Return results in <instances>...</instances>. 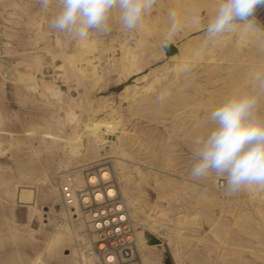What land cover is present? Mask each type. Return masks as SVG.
<instances>
[{
  "label": "rangeland",
  "instance_id": "rangeland-1",
  "mask_svg": "<svg viewBox=\"0 0 264 264\" xmlns=\"http://www.w3.org/2000/svg\"><path fill=\"white\" fill-rule=\"evenodd\" d=\"M157 1L159 3L143 19L142 26L134 32L123 29L114 14L107 34H93L91 40L94 42L83 44L49 27L56 12L55 4L44 10L38 0H0V177L14 183L10 182L6 196L0 189V264H29L38 247L55 231L63 214L69 218L61 199V185L69 172L78 171L76 174L80 175V169L102 164L99 168L111 169L112 179L121 185L114 163L118 155L109 145L101 147L102 156L98 158L93 154L87 158H71L62 146V136L66 137L76 126L80 130L88 123L87 112L78 108V103L96 101L104 96L118 107L113 115L120 121L119 129L126 130L124 137L129 144L125 148L126 171L134 175L133 163L139 162L143 171H160L172 181L168 184L170 187L157 185L150 172V178L145 181L133 179L130 183V195L141 209L135 219L132 217L137 223L135 229L137 232L143 230L146 236H154L153 243L162 245L158 253L166 248L167 264H174L171 258L173 245L180 255H184V264H264V203L261 206L250 203L247 195L251 190L248 189L227 197L223 194L225 190L218 187V182L225 178L217 177L214 172L199 180L190 176L194 140L207 136L215 127L208 119L211 110L230 94L258 91L252 77L256 71H264V45H252L244 52L229 56L233 39L224 35L215 47L206 49L204 55L192 57L193 62H205L210 58L207 67L195 70L189 62L187 72L167 71V60L161 59L158 51L159 47L164 48V43H158L162 33L168 31L165 27L168 17L162 14L166 4L163 0ZM179 1V5L171 10L177 12L184 28L205 25L204 29L189 36L201 32L204 36L208 20L215 13L209 3L204 0ZM159 4L162 11L157 10ZM197 13L201 23L193 24L190 18ZM253 18L264 30V5L255 9L249 19ZM136 32L141 37V55L148 58L144 72L154 70L146 80L141 79L144 74L141 73L117 85L118 73L114 70L105 71L103 81L97 84L79 82L69 75L75 70L80 56L76 53L74 64H71L66 59L68 54L85 49L87 56L95 57V65L102 71L107 57L113 51L119 57L122 40ZM104 46L108 52L102 50ZM36 60L42 63L39 70ZM62 64L64 69L59 68ZM29 72L37 76L39 83L34 92L26 89L24 81L20 82L21 73ZM126 84L136 85L138 89L133 94L137 97L148 86V91L143 94L145 99L121 102L117 93ZM45 86L58 87L63 97L52 98ZM165 90L170 94L158 102L157 96ZM71 97H77V100L72 101ZM68 110L77 115V124L67 121ZM258 115L264 118V93L259 97ZM102 119L98 117L92 126L110 127ZM51 129L57 130L58 142L49 136ZM78 165L83 167L75 168ZM15 184L34 186L38 196L25 188L15 203ZM260 195L264 200V193ZM184 215L189 218L180 227L176 222ZM161 229L170 230L172 247L161 235ZM28 239H34L35 246L29 245ZM75 245L56 247L52 252L55 259L47 255L45 263L69 264L66 255L72 253Z\"/></svg>",
  "mask_w": 264,
  "mask_h": 264
},
{
  "label": "bare ground",
  "instance_id": "bare-ground-1",
  "mask_svg": "<svg viewBox=\"0 0 264 264\" xmlns=\"http://www.w3.org/2000/svg\"><path fill=\"white\" fill-rule=\"evenodd\" d=\"M169 1L170 0H163V3L166 4L165 5L166 10L163 11L162 14L164 16H167V17H168L169 11L172 8H174L176 5L178 6L180 3L179 0H173V1H171V3H169ZM204 1L208 2L209 5L211 6V9L213 10V12H215V9L219 3V0H204ZM160 5L161 4H159L157 6V10L162 11V9L160 8L161 7ZM165 27L166 28L170 27L169 17L167 19V23H166ZM204 27H205V25H200L199 27H195V28H184L183 27L182 31L177 33L176 36L172 40V42L174 43V45L177 48V52L170 55V56L166 57L165 52H164V48L159 47L158 51L160 52V54L162 56L161 59L166 58V60H167L165 70L172 71L175 73L176 72H184V71H182V67L185 64H188L189 62L192 63V67L195 70L200 68V67L201 68L207 67L209 65V63H210L209 59L210 58L206 59L205 62H200L199 60H196L194 62L191 61L192 57L193 58L195 57V53H196L197 49H199L201 47L202 40H204V36H203L202 32L191 35V36H189V34L199 32L200 30L204 29ZM257 27L260 29L259 31L252 32L247 36H241L239 34V32L232 33V34H226L227 36H230L233 39V47L228 52V55L230 56V55L237 54V52H244L246 48H248L252 45H257V46H259L261 44L264 45V30L262 28H260L258 25H257ZM137 34H138V32H136L134 35L126 36L122 40V42L120 43V46H119V50H120L121 55L119 57H117V55H115L114 51H113V54L109 55V57H107V59H106L107 64H106L105 68L102 69V71H99V68L95 65V62H94L95 57L90 58L89 56H87V54H88L87 50H85V49L84 50H78L73 54H68L66 59L71 64H74L73 62L75 61L76 53H78L80 56L79 62H77L74 65L75 70L73 69V72L70 73L69 75L71 77L72 76L76 77L79 82H91V83L93 82V83L97 84L98 82H100V80L103 81L102 78H103L105 71L107 73H110V71L114 70L118 73V78L116 81L117 85H120L123 82L129 80L132 76H134L136 74H141V73H144L141 79L146 80L154 72V70H152V72L150 71V73L144 72L145 68L148 65V58L145 59L141 55V53H142L141 52V37L139 38ZM165 34H166V32L162 33L161 42H159L158 44L163 45ZM221 38H219V39H221ZM157 41H159V38ZM93 42L94 41H92L90 38L89 40L83 41L82 43L83 44H92ZM108 48H111V46L109 45ZM108 48L104 46L102 48V50L104 52H108L109 51ZM209 48H211V47H209ZM35 65H36V68H38V70H39V69H41L42 63L40 61L36 60ZM59 68L64 69V64L60 65ZM160 70H162V69H160ZM65 74H67V73L65 72ZM22 81H24V86H26V89L33 90V92L38 90V84L39 83L37 80V76H35L33 73H30V72L29 73H21L20 82H22ZM79 82H78V84H79ZM136 88H137L136 85L132 86V85L126 84L125 86H123V88L117 93L119 100L121 102H125V101L137 102V100L145 99L146 96H144L143 94H144V92L148 91L149 87L147 86L145 89H143L144 92L141 93L139 95V97H137L136 95L133 94V91ZM45 90L49 93V95L52 98L59 100L61 97H63V92L58 87L51 88V87L45 86ZM41 95L42 94L40 93V96ZM71 100L76 101L77 97L76 98L71 97ZM140 101H138V102H140ZM207 101L209 102V99ZM110 102H111V100L106 96L101 97L100 99H98L96 101L95 100H89L86 103H83L82 101L79 102L77 107L80 109H84L87 112L86 113L83 110L88 115V119H87L88 123H87V125L81 127L80 130H77V129H79V127L76 129V127H77L76 126L73 129V132L71 134L67 135L66 137L62 136L61 138L64 142V145H62V146H65V148L68 150V154L71 158H82V157L87 158L91 154H93L94 155L93 157H95V158L101 157L102 154H100V150H101V147L104 145H109L111 147V149H113L115 151V153L118 155V157H116V159L114 161L115 165H117V167L115 166L116 167L115 170L118 174V178H119V181L121 182V185L119 186V185H117L118 183L117 184L115 183L116 186L114 189L113 188H107L106 190L109 191V195H114V194L118 193L119 197L121 198V200L123 202V205L125 206V208L127 210L128 217H129V219H130V221L134 227L139 264H167V257L165 254L166 253L168 254V251L166 250V248L163 247V249H161L158 253L157 250H159L158 248L162 245H155L153 243L154 236H146V234L143 230L137 232L135 229V225L137 223H134L133 219H135L137 217L136 215L138 214V212L141 209L139 210V208L137 207V203H136L137 200L133 196L130 195L131 194L130 183L133 182V179L134 180L138 179L139 181L143 182L147 179L148 176H151V173L153 174V176L155 178V179L154 178L153 179L155 180L157 185L172 184V181H170V179H167L168 177L166 175L162 176L160 174V171H158V172H151V171L145 172V171H143V169H141V167H140L141 164L139 162L133 163L135 165L134 168L132 169L134 171V175L131 173H128L126 171L127 170V169H125L126 163L124 162V161H126V159H125L126 158L125 148L127 145H129L125 141V137H124V132L126 130L121 131L119 129L118 126L120 124V121H118V118H116L113 115V112H115L118 109V107L116 108V106H113L112 103H110ZM110 113H112V114H110ZM99 115H101V116H99ZM66 117H67L66 118L67 121L70 124L77 122L78 117L74 111H70V110L66 111ZM98 117H102L103 118L102 120L104 122H108L110 127L102 129V127L99 125L92 126V122H94ZM66 119H64V120H66ZM59 120H57V121L59 122ZM67 121H65V122H67ZM55 127H57V126H55ZM58 131H60V130L58 129ZM45 132H47V131H45ZM61 132H62V130H61ZM37 134H39V131ZM42 134H44V131H42ZM48 134L51 137L52 141H54V142L56 141V139L58 137H60L58 135L57 130L55 131L54 129L49 130ZM42 138H40V139H42ZM58 139H60V138H58ZM56 142H58V141H56ZM10 143H12V142H10ZM0 153H1V151H0ZM101 165L102 164H99V165L95 164L94 166H90V168L80 169L81 170L80 175L76 174V173H78V171L69 172V174L63 180L62 185L65 182H67V179L70 176L72 177L73 189L75 191H84V190H86V187L88 185H90L92 187V186H96L98 183L107 182L108 180H110L113 177L112 176L113 173L111 172V169H109L108 167L100 169L99 167ZM81 167H83V165H78L75 168H81ZM150 169L153 170V168H150ZM86 170H88V172H89V174L87 176L85 173ZM162 173H163V171H162ZM148 178H150V177H148ZM12 181L7 180L3 177H0V189L5 196L9 194L8 186L11 184L10 182H12ZM12 184H14V183L12 182ZM25 188L29 191H32L33 194L38 196L37 189L34 186L25 185V184H15L14 185L15 193L13 194V201L15 203L18 202L20 192ZM163 189H164V187H163ZM135 192H137V190ZM120 193H122V194H120ZM260 193L261 192L256 191L255 189H252L251 191L248 192L247 200L250 203L257 204L258 206L263 205L264 200L262 199L263 197L261 198ZM223 194H225L227 197L231 196V195H227L225 191L223 192ZM125 198H126V200H125ZM61 199H62V193H61ZM62 202H63V200H62ZM128 207L131 208V212H129ZM66 208L68 209L67 211L69 212L68 217L72 218V221H70L69 218H67L66 214H63V217H62L61 221H59V223L57 224L55 231L47 238L46 242L42 246L38 247L36 254L29 259V264H46L45 263L46 256L48 255L51 259H55V256L53 255L52 252H54L56 247L63 246L65 244H74V245L76 244L75 246H77L75 249H73V251L70 255H66V257L69 260V264H98L97 258L95 257V255L91 251L93 245H92V237H91V234L89 232V226H88V221H87V219H88L87 218V212L83 208H79L77 205H74L71 207H66ZM164 215H161V217H164ZM132 217H133V219H132ZM165 217H166V215H165ZM188 218L189 217L186 215L179 216L178 221H177L178 223L176 222V224L180 226L181 224H184V222ZM48 221H49V219H48ZM153 221H155V220H153ZM146 222H148V221H146ZM173 223H174V221H173ZM155 225H157V224L155 223ZM45 226H47V225H45ZM152 226H151V228H152ZM144 227H148V226H144ZM158 227H159V225H158ZM42 228H43V226H42ZM46 228L47 227H45V229ZM152 229H155V227ZM156 229H157V227H156ZM176 231H178V230L176 229ZM177 234L179 235L181 233L179 232ZM161 235L167 240L168 245L172 247V239H171L172 235H170V230L161 229ZM27 242L29 245L35 246L34 239H28ZM173 242L175 243V241H173ZM172 251H173V253H172ZM172 251L170 253L173 254V255H171L172 256L171 258H173L174 264H184L183 263L184 261L182 258V256H184V255H180L181 253L178 251L177 247L174 249V245H173ZM184 251H186V250H184ZM187 255H190V254H186L185 256H187ZM190 257L192 258L191 255H190ZM184 260H185V258H184Z\"/></svg>",
  "mask_w": 264,
  "mask_h": 264
},
{
  "label": "clouds",
  "instance_id": "clouds-1",
  "mask_svg": "<svg viewBox=\"0 0 264 264\" xmlns=\"http://www.w3.org/2000/svg\"><path fill=\"white\" fill-rule=\"evenodd\" d=\"M42 9L55 4L56 12L49 27L66 34L76 41H87L93 34H107L109 21L114 14L122 28L134 32L156 6L157 0H38ZM264 0H219L214 15L208 20L204 40L195 55H204L215 47L218 39L226 34L247 36L260 29L249 17L253 16ZM170 27L164 36V47L172 42L183 25L175 10L168 13ZM200 24L199 14L190 18ZM182 71H189L185 64ZM258 91L234 93L225 97L211 112L208 119L215 127L205 137L194 140L193 163L190 176L199 180L210 172L224 177L222 185L227 195L241 190L255 189L264 192V118L258 115L261 93H264V71L253 75ZM170 93L162 91L157 101Z\"/></svg>",
  "mask_w": 264,
  "mask_h": 264
},
{
  "label": "built area",
  "instance_id": "built-area-1",
  "mask_svg": "<svg viewBox=\"0 0 264 264\" xmlns=\"http://www.w3.org/2000/svg\"><path fill=\"white\" fill-rule=\"evenodd\" d=\"M85 173L87 176L88 170ZM224 182L221 179L218 187L224 189ZM115 186L111 178L96 186L88 185L84 191H75L70 176L61 186L63 204L65 207L77 205L87 212L91 251L98 264H139L134 227L127 210L118 193L109 195L106 190Z\"/></svg>",
  "mask_w": 264,
  "mask_h": 264
},
{
  "label": "crops",
  "instance_id": "crops-1",
  "mask_svg": "<svg viewBox=\"0 0 264 264\" xmlns=\"http://www.w3.org/2000/svg\"><path fill=\"white\" fill-rule=\"evenodd\" d=\"M176 46L174 45L173 42H170L167 47H164V52L166 57L174 54L176 52Z\"/></svg>",
  "mask_w": 264,
  "mask_h": 264
}]
</instances>
